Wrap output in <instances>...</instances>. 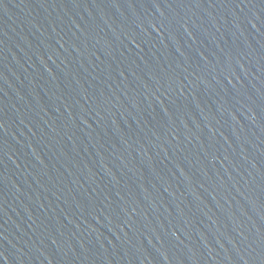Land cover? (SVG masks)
Returning <instances> with one entry per match:
<instances>
[{
    "label": "water",
    "instance_id": "obj_1",
    "mask_svg": "<svg viewBox=\"0 0 264 264\" xmlns=\"http://www.w3.org/2000/svg\"><path fill=\"white\" fill-rule=\"evenodd\" d=\"M0 264H264V0H0Z\"/></svg>",
    "mask_w": 264,
    "mask_h": 264
}]
</instances>
